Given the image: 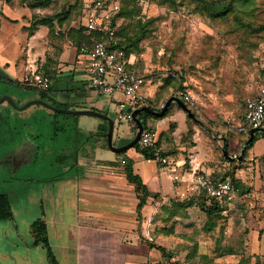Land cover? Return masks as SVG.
I'll use <instances>...</instances> for the list:
<instances>
[{
  "label": "rangeland",
  "instance_id": "1",
  "mask_svg": "<svg viewBox=\"0 0 264 264\" xmlns=\"http://www.w3.org/2000/svg\"><path fill=\"white\" fill-rule=\"evenodd\" d=\"M122 1L128 16L119 22L131 24L133 34L139 32V20L145 23L152 18L147 23V37L141 42L142 51L134 53L138 72L147 75L145 92L143 88L142 91L148 93L151 79L157 78L165 82L168 91L191 92L194 99V104H188L194 114L191 123L202 132L198 137L199 157L211 159L214 155L213 165L223 169V176H244L246 184L253 187L251 195H236L225 209L212 214L203 207V193H199V189L168 198L159 193L148 194L147 243L163 247L165 251L156 248L157 256H150L141 264H261L257 254L264 253V179H261L264 176V132H259L253 144L247 147L245 158L233 159L226 167L224 152L221 154L220 148L215 149L212 144L215 136L227 131L228 152L241 154L239 143L243 145L247 137V133L238 129L247 122L244 102L264 85V30H259L264 24V0H207L232 5V11L221 16L202 11L197 0ZM34 2L36 0H0L3 31L0 52L4 59L17 57L20 60L30 39L39 51L49 48L50 56L72 45L70 29L82 22L83 0H51L48 6L36 12L46 17L63 12V20L50 22L52 26L40 23L32 29L34 9L29 5ZM5 94L11 95L19 105L40 99L36 88L0 79V98ZM53 97L57 100V95ZM45 100L51 101L49 95ZM6 104H0V192L10 191L12 201L21 204L28 194H33V188L38 187L39 181L35 179L66 172L69 166L51 159V145L71 142L74 127L61 124L62 120L71 118L66 117L69 115H57V121L52 122L55 113L40 104H32L24 110ZM34 110L53 115L51 118L48 114L45 117L34 115ZM62 125L65 130H58ZM117 125L120 130L127 129L122 122L117 121ZM194 138L188 133L181 140L193 146ZM31 143L45 145V148H38L34 161L22 160L25 148L31 147ZM207 146L212 147L213 153ZM142 165L153 174L158 171L150 159ZM188 165L184 164V173ZM144 207L141 214H137L138 220H143Z\"/></svg>",
  "mask_w": 264,
  "mask_h": 264
},
{
  "label": "crops",
  "instance_id": "2",
  "mask_svg": "<svg viewBox=\"0 0 264 264\" xmlns=\"http://www.w3.org/2000/svg\"><path fill=\"white\" fill-rule=\"evenodd\" d=\"M2 35L0 22V38ZM68 47L58 54H53L48 62L56 78L55 88L48 91L49 97L56 100L53 96L57 95L56 101L68 104V107L63 108L94 109L110 116L114 120L113 145L120 147L128 144L135 138L138 125L135 119L134 122L118 120L117 104L122 97L106 95L91 88L87 57L77 52L75 46ZM48 49L43 47L39 51L30 39L29 45L20 55V60L17 57L4 59L3 53L0 52V79L32 87L29 85V79L32 77L34 67L37 66L46 72L42 64L48 61L47 53H50ZM137 73L143 75L146 80V74L138 70ZM151 81L150 93H145L151 104L138 107L134 112L146 106L159 112L164 109L170 98L178 97L176 92L179 90L174 92L175 94L174 89L168 91L162 79L152 78ZM143 91L145 92L144 88ZM6 103L10 104L8 101L0 104ZM161 103L165 104L163 108H159ZM167 108L168 113L164 112L161 116L146 111L137 115L140 118V113L150 114L145 119L140 118L144 125L143 129L151 128L156 132L158 144L169 157V163L164 169L160 168L155 158L150 159L158 168L154 174L143 167L142 163L149 158L143 155L139 144L138 147L134 145L129 148L130 150L123 152H115L110 148L108 120L90 114L59 112L71 117L62 120L61 124L73 125L74 131L69 144L52 143L53 152H50V157L69 167L59 176L35 179L39 181L38 187L33 188V194H28L21 204L12 201L10 191L0 192L9 195L13 211L11 218H0V264H51L47 247L34 241L31 225L38 218L44 219L46 223L49 243L55 253L57 264H141L148 261L150 256H157V247L149 245L146 239L149 225L146 216L150 206L144 207L143 220H138L139 198L135 184L127 177V166L131 164L134 173L147 185L150 195L159 193L164 198L184 196L195 189L198 190L199 184L195 179L197 174L208 177L213 175L215 176L213 178H216L225 173L221 167L216 168L213 165L214 155L211 159L199 157L198 137L202 132L188 120L187 111L175 100ZM32 113L43 117L48 114L50 118L53 115L42 110H34ZM57 119L56 115L52 122H56ZM117 121L126 124L127 129L120 130ZM145 125L148 127L145 128ZM60 129L64 131L65 127L58 128ZM258 130L254 137L259 132H264V127ZM251 131H242L247 133V137L243 139L244 144L239 143V147L244 151L249 145ZM188 133L195 137L193 146L181 140L183 135ZM226 133L227 131L218 136L214 134L216 140L212 144L215 149L220 148L221 154L223 152L225 154V150L229 154V157L225 155V167L233 159L240 160L241 155L236 151L228 152L230 141ZM69 138L68 136V140ZM203 144L206 145L205 141ZM38 148H45V145L31 143V147L25 148L21 159L34 161L38 157ZM132 148L134 150H131ZM207 148L213 153L212 147ZM243 158L244 153L241 159ZM184 164H189L187 170L185 169L186 173L183 171ZM164 172L167 174L163 175ZM234 177L241 179L250 187V191L244 195H251L253 187L246 184L247 178ZM261 179H264V176H261ZM257 255L264 257L262 252Z\"/></svg>",
  "mask_w": 264,
  "mask_h": 264
},
{
  "label": "built area",
  "instance_id": "3",
  "mask_svg": "<svg viewBox=\"0 0 264 264\" xmlns=\"http://www.w3.org/2000/svg\"><path fill=\"white\" fill-rule=\"evenodd\" d=\"M107 0H85L87 13L84 24L89 31L100 35L92 44L83 43L80 53L88 59L90 87L106 95L122 98L117 104V118L120 121L134 122V110L143 105H150L147 95L142 91L145 77L130 70L129 65L135 63V55L127 56L122 49L112 47L115 44V27L110 19L112 5L105 6ZM29 85L38 91H48L52 80L48 74L34 67ZM176 95L187 104H194V99L188 90H179ZM164 103L159 105L163 108ZM246 124L238 127L241 131L260 129L264 127V85L258 92L246 100ZM247 125V126H246ZM139 147L149 150L160 168L164 169L169 163V157L158 144L154 130L143 129L139 139ZM199 188L216 198H233L237 194V187L229 177L219 175L211 178L204 174L195 177Z\"/></svg>",
  "mask_w": 264,
  "mask_h": 264
},
{
  "label": "trees",
  "instance_id": "4",
  "mask_svg": "<svg viewBox=\"0 0 264 264\" xmlns=\"http://www.w3.org/2000/svg\"><path fill=\"white\" fill-rule=\"evenodd\" d=\"M198 5L200 7V9L206 13H208V15H213V16H221V15H226V13L232 11V5L229 3L228 5H225V3L223 2V5H221L220 3L217 2H212V1H207V0H197ZM51 2V0H36V2H34L32 5L30 4L29 7L33 8V21L31 23L32 25V29H35L36 27H38V24L40 23H47V24H51L50 26H52V23L55 22L56 19H61L63 20L62 17H64V13L63 12H58L52 16H42L41 14H38V12H36V10L40 7H46L49 5V3ZM105 6H109L110 4L112 5V9L110 12V19L112 21L113 26L115 27V44L112 45V47L114 48H118V49H122L125 54L127 56L134 54V53H140L142 51L141 48V42L147 37V31H148V27H147V23L149 21L152 20V18H150L149 20H147V22L143 23V22H139L141 20L138 21V29L139 32H136L135 34H133L132 32H130V28L129 26L131 24L128 25H122L119 20L122 18H125L127 15V13L125 12L124 7L122 6V4L124 5V2L121 0H107ZM131 11V10H130ZM87 13V8L85 7V0H83V6H82V22L80 25H78V27H73L71 28V43L73 46H75L77 48V52L80 53V47L83 43H88V44H92L93 41L96 38H99L100 35L89 31L85 24H84V17ZM35 17V18H34ZM67 17V16H66ZM69 19V18H68ZM52 22V23H50ZM62 22H60L61 24ZM140 23V24H139ZM31 28V27H30ZM259 30H264V24L261 25V27H259ZM52 56L48 55V61L45 62L44 64H42L43 68L46 70V73L48 74V76L51 78V80L53 81V84L51 85V87L48 89L51 90L53 88H55V83H56V78L53 75V73L50 70V65L48 64V62L52 59ZM39 64H41L39 62ZM128 68L130 70L136 71L138 70L137 67V63L135 62L134 64H131L128 66ZM168 79V78H167ZM180 88H183L182 85H180ZM48 91H41L40 92V98L45 100V97L48 96ZM48 101V100H46ZM49 103L53 104L54 106L57 107H68V104L66 103H60L56 100L51 99V101H48ZM244 106H245V110H244V117L246 115V102H244ZM169 111V109L167 108V110L165 111V114H167ZM56 115H62L63 113H59L56 112ZM150 114L143 112L140 113V118L145 119L146 116H148ZM187 118L190 122H192L194 119L193 117H191L190 115H187ZM145 124H146V120H144ZM148 126L145 125V128H147ZM150 130H152L151 128H149ZM107 130V128H106ZM257 134L254 137L253 142L256 140ZM252 143H248L250 146ZM134 147H138V143L135 144ZM141 152L143 153V155L146 158L149 159H154V155L149 151V150H141ZM246 152V149L244 151V154ZM126 173H127V177L128 179L133 182L135 184V188L138 194V204H137V212L138 215L141 214L143 207L146 205L147 203V196L149 194L148 192V187L147 185L143 182L142 178L138 175L135 174L131 164H129L126 168ZM226 176V175H225ZM212 178L215 176H211ZM231 179V181L235 184V186L237 187V196H243L244 194H246L247 192L250 191V187L246 186L243 181L239 178H235L234 176H227ZM217 178V177H216ZM200 192L199 193H203L202 198L204 200L203 202V207L205 208V210L209 213L212 214L214 213L215 210H220L222 211L223 209H225V207L228 206V203L230 202V200L232 198H228V197H222V198H216L213 196H210L207 194L206 190L203 188H199ZM235 195V196H236ZM205 198V199H204ZM206 204V205H205ZM13 216V211H12V206H11V201L9 198V195L7 193H0V218L2 219H9ZM32 232L33 235L35 237V243H43V245H45L47 247V255H48V259L50 261L51 264H57V259L55 256L54 251L51 248V245L49 243V239H48V234H47V226L46 223L44 221V219L42 218H38L36 220L33 221L32 223ZM157 248L161 249L163 252L165 251L163 247L160 246H156ZM257 257L260 259L261 264H264V257L257 255ZM260 264V263H258Z\"/></svg>",
  "mask_w": 264,
  "mask_h": 264
},
{
  "label": "water",
  "instance_id": "5",
  "mask_svg": "<svg viewBox=\"0 0 264 264\" xmlns=\"http://www.w3.org/2000/svg\"><path fill=\"white\" fill-rule=\"evenodd\" d=\"M175 100L180 106H182L186 111L187 113L194 117V114L193 112L190 110V108L183 102V100H181L180 98L178 97H172L168 100L166 106L164 107L163 110L161 111H155L153 110L152 108L150 107H142L140 109H137L135 112H134V119L135 121L137 122V125H138V130L136 132V135H135V138L129 142L128 144L126 145H123V146H120V147H115L112 143V137H113V130H114V120L100 112V111H97V110H94V109H68V108H63V107H57V106H54L52 105L51 103L43 100V99H33V100H30L28 102H26L25 104L23 105H18L15 100L13 99L12 96L10 95H4L0 98V103L4 102V101H8L10 102V104L18 109V110H24L26 109L28 106H30L31 104H41L47 108H50L51 110H54V111H58V112H66V113H71V114H90V115H95V116H98V117H101V118H104L106 120H108L109 122V132H108V142H109V146L110 148L115 151V152H123L127 149H129L130 147L134 146L138 140L140 139V136H141V132L143 131V128H144V125L142 123V121L140 120V118L137 116L139 112H142V111H146V112H149V113H152L156 116H161L164 114L165 110L167 109L168 105L173 101ZM259 131L258 129H252L251 131V134H250V137L248 139V143H252L253 142V139H254V134L255 132ZM247 145V144H246ZM245 145V146H246ZM243 153H244V149H242V152H241V155H240V159L243 157ZM225 155L229 157V154L227 153V151L225 150Z\"/></svg>",
  "mask_w": 264,
  "mask_h": 264
}]
</instances>
